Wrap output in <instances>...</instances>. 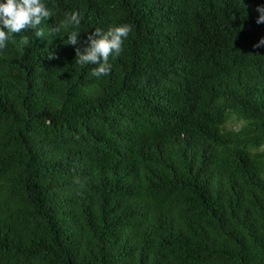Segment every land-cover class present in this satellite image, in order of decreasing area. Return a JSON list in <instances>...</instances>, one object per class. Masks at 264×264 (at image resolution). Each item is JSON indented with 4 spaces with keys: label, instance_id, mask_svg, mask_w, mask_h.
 <instances>
[{
    "label": "trees",
    "instance_id": "1",
    "mask_svg": "<svg viewBox=\"0 0 264 264\" xmlns=\"http://www.w3.org/2000/svg\"><path fill=\"white\" fill-rule=\"evenodd\" d=\"M261 4L49 0L57 21L80 14L79 45L14 34L0 264H264ZM119 23L132 31L98 80L75 48Z\"/></svg>",
    "mask_w": 264,
    "mask_h": 264
},
{
    "label": "clouds",
    "instance_id": "2",
    "mask_svg": "<svg viewBox=\"0 0 264 264\" xmlns=\"http://www.w3.org/2000/svg\"><path fill=\"white\" fill-rule=\"evenodd\" d=\"M259 14L256 23L264 24V4L257 5ZM49 18H54L52 24H48ZM43 23V27H40ZM81 17L78 12L65 14L64 18L57 21L54 9L49 7V0H0V53L8 45L12 36L26 30H33L35 37H58L65 34L67 43L73 46L81 41L80 30ZM132 28L127 23H119L110 26L107 31L96 28L89 32L83 43L86 45L83 51L75 48V62L80 66L92 65L90 75L96 79L106 77L113 67L110 62L118 58L124 42L128 39ZM27 44L28 40L25 39ZM264 46V37L254 45L259 48Z\"/></svg>",
    "mask_w": 264,
    "mask_h": 264
},
{
    "label": "rangeland",
    "instance_id": "3",
    "mask_svg": "<svg viewBox=\"0 0 264 264\" xmlns=\"http://www.w3.org/2000/svg\"><path fill=\"white\" fill-rule=\"evenodd\" d=\"M232 126L239 128L240 123L239 122L237 124L234 123Z\"/></svg>",
    "mask_w": 264,
    "mask_h": 264
}]
</instances>
